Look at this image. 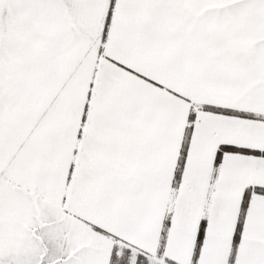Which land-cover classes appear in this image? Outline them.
Here are the masks:
<instances>
[{
	"label": "snow or ice",
	"instance_id": "obj_1",
	"mask_svg": "<svg viewBox=\"0 0 264 264\" xmlns=\"http://www.w3.org/2000/svg\"><path fill=\"white\" fill-rule=\"evenodd\" d=\"M0 264H264V0H0Z\"/></svg>",
	"mask_w": 264,
	"mask_h": 264
}]
</instances>
